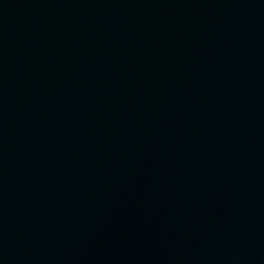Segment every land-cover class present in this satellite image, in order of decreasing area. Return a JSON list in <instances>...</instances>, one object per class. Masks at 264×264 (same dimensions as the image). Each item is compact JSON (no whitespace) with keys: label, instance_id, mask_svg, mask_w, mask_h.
Here are the masks:
<instances>
[{"label":"water","instance_id":"95a60500","mask_svg":"<svg viewBox=\"0 0 264 264\" xmlns=\"http://www.w3.org/2000/svg\"><path fill=\"white\" fill-rule=\"evenodd\" d=\"M0 264H264V0H0Z\"/></svg>","mask_w":264,"mask_h":264}]
</instances>
